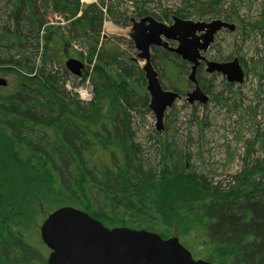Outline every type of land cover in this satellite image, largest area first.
I'll return each instance as SVG.
<instances>
[{
	"label": "trees",
	"instance_id": "trees-1",
	"mask_svg": "<svg viewBox=\"0 0 264 264\" xmlns=\"http://www.w3.org/2000/svg\"><path fill=\"white\" fill-rule=\"evenodd\" d=\"M37 1L16 0L12 11L18 19L19 9L25 8L26 20L36 34L44 24L34 6ZM41 2L49 3L80 35L89 36L88 55L95 56L90 67L95 88L92 100L84 103L75 96L70 98L56 72L0 67V71L13 72L34 84L11 90L0 86V136L26 191L39 193L51 185L62 195L56 207L72 205L107 226L145 228L163 237L172 235V220L195 223L193 245H202L207 251L204 259L212 264H264V159L233 176L227 188L211 184L192 170L166 141L160 143L156 164L145 159L129 124V111L140 104L146 106L144 73L130 56L120 52L119 38L104 40L97 47L102 7L92 3L82 8L80 0ZM105 11L114 23L128 22L127 15L111 6ZM146 13L139 7L136 16ZM175 14L182 16L183 12L178 9ZM163 17L168 15L158 18ZM0 36L14 44L18 41L7 31ZM128 43L133 46L131 39ZM152 50L162 55L164 73L170 68L175 72L171 78L181 73L184 64L170 58H180L174 52L161 46H152ZM5 63L0 58V65ZM111 66L119 77L110 73ZM60 68L69 75L64 66ZM98 147L115 157L112 166L94 160ZM3 192L0 181V197ZM33 250L22 233L0 216V264H30L25 257Z\"/></svg>",
	"mask_w": 264,
	"mask_h": 264
},
{
	"label": "rangeland",
	"instance_id": "rangeland-1",
	"mask_svg": "<svg viewBox=\"0 0 264 264\" xmlns=\"http://www.w3.org/2000/svg\"><path fill=\"white\" fill-rule=\"evenodd\" d=\"M13 3L16 0H0V35L7 31L12 39L18 37L14 44L6 40L7 37L0 36V58L6 62L0 67L14 66L25 72L23 67L28 66L34 67L36 72H56L60 78L59 85L63 84L70 98L75 94L69 88L74 91L82 81L88 80L93 87L94 97L95 84L89 65L94 63L95 56L90 58L88 55L89 44H92L89 36L80 35L70 26L69 20L41 0L34 3V6L44 24L37 34L33 33L26 20L28 14L25 8L19 9L18 19L13 18ZM92 3L102 7L103 11L102 23L97 32V47L104 40L119 38L120 52L130 56L139 67L141 60L137 57V51L128 43L131 18L137 20L142 17L136 16L139 7L146 10V15L166 24L172 22V16L176 15L178 9L183 12L179 16L181 18L202 21L221 19L233 23V31L223 28L215 34L206 57L216 61L236 57L244 71L241 83H228L224 75L207 73L202 63L195 75L201 89L208 95V101L204 104H189L186 92L193 88V84L187 80L190 63L170 56L174 62L184 64L181 73L171 78L175 75L174 70L170 68L169 72L164 73L162 55L154 52L151 47V59L163 88L176 90L181 96L165 110L163 129L156 131L154 116L148 108L146 79H143L146 106L140 104L129 111V124L133 140L145 159L156 164L161 156L160 143L166 141L192 170L199 171L208 182L219 184L222 188L229 187L236 174L263 161L264 0H96L89 3L83 1L81 6L83 8ZM106 6L123 12L129 17L128 22L124 25L113 23L106 14ZM191 10H196V14L192 15ZM163 14L168 15V18L159 19ZM69 57L78 58L84 63L80 80L74 79L70 73L65 75L60 68ZM87 57L91 60L87 61ZM109 71L114 77L120 76L112 66ZM0 77L6 81L4 89L11 90L18 85L34 87L33 83L13 72L0 71ZM5 151L6 145L0 136V181L4 191L0 197V216L19 230L24 241L34 248L32 254L25 258L30 260V264H37L34 259L44 261L49 253L41 241L39 226L46 215L62 202V195L51 185H45L39 193L26 191ZM94 160L111 166L116 162L115 157L110 158L108 151L102 147L95 149ZM261 180L264 181V178ZM188 224L172 220L169 223L172 227L171 236H177L193 258L204 259L207 251L202 250V245H193L195 223Z\"/></svg>",
	"mask_w": 264,
	"mask_h": 264
},
{
	"label": "water",
	"instance_id": "water-1",
	"mask_svg": "<svg viewBox=\"0 0 264 264\" xmlns=\"http://www.w3.org/2000/svg\"><path fill=\"white\" fill-rule=\"evenodd\" d=\"M129 37L141 60L149 94L148 108L152 112L156 131L163 129L165 110L180 98L176 90L164 89L153 67L151 47L162 46L190 63L188 80L193 88L186 92L189 104H204L208 95L196 81V69L204 61L207 73H220L228 83H241L244 71L236 57L231 60L207 59L204 53L215 34L225 28L233 31V23L221 19L190 20L172 16L166 24L150 15L131 18ZM175 42V45H170ZM65 68L80 76L84 64L77 58H67ZM6 81L0 77V85ZM42 242L50 249L47 264H212L207 259L193 258L177 236L162 237L148 229L127 226H107L83 209L62 205L47 214L39 226Z\"/></svg>",
	"mask_w": 264,
	"mask_h": 264
},
{
	"label": "built area",
	"instance_id": "built-area-1",
	"mask_svg": "<svg viewBox=\"0 0 264 264\" xmlns=\"http://www.w3.org/2000/svg\"><path fill=\"white\" fill-rule=\"evenodd\" d=\"M81 2L85 1L86 3L94 2L96 0H80ZM75 88V87H74ZM76 93V96L84 101H90L92 99V85L86 80L83 84H80L77 88L73 89Z\"/></svg>",
	"mask_w": 264,
	"mask_h": 264
},
{
	"label": "flooded vegetation",
	"instance_id": "flooded-vegetation-1",
	"mask_svg": "<svg viewBox=\"0 0 264 264\" xmlns=\"http://www.w3.org/2000/svg\"><path fill=\"white\" fill-rule=\"evenodd\" d=\"M154 46H157V45H154ZM204 55H205V57H206V52L204 53ZM207 58V57H206ZM208 59V58H207ZM202 63H204V61H201L200 62V64L199 65H201ZM199 65H198V67H199ZM205 65V64H204ZM198 67H197V69H198ZM196 69V70H197ZM196 74V73H195ZM196 76V75H195ZM196 81H197V79H196ZM197 83H198V81H197ZM198 85H199V83H198ZM47 259V258H46ZM46 261V263H47V260H45Z\"/></svg>",
	"mask_w": 264,
	"mask_h": 264
},
{
	"label": "bare ground",
	"instance_id": "bare-ground-1",
	"mask_svg": "<svg viewBox=\"0 0 264 264\" xmlns=\"http://www.w3.org/2000/svg\"><path fill=\"white\" fill-rule=\"evenodd\" d=\"M112 29V28H111Z\"/></svg>",
	"mask_w": 264,
	"mask_h": 264
}]
</instances>
